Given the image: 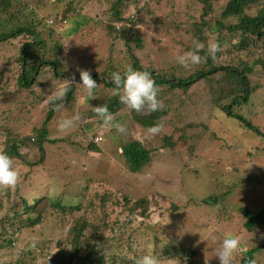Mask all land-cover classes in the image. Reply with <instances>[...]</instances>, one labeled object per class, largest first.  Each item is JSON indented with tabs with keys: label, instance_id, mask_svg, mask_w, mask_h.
Instances as JSON below:
<instances>
[{
	"label": "rangeland",
	"instance_id": "obj_1",
	"mask_svg": "<svg viewBox=\"0 0 264 264\" xmlns=\"http://www.w3.org/2000/svg\"><path fill=\"white\" fill-rule=\"evenodd\" d=\"M229 1L133 0L132 3L130 2L131 5L134 4V7L128 8L126 15L138 17L142 23L149 24L136 27V32L143 37V46L138 48L135 44H130L141 66L160 74L168 72L170 76L175 75L176 78L183 80L190 78L199 67H208V59L199 65L185 68L178 64L176 58L185 51L193 50L196 41L206 46L209 38L216 42H219L218 38L224 41L220 56L217 54L215 59L216 65L240 67L256 62L260 59L259 55L264 56V53H261L264 52L263 42L257 45L259 46L257 55L250 50L240 53L234 49L231 37L226 30L220 36L217 31L213 34L208 28V26L216 25V21L221 18ZM112 3L113 0H83L82 15L86 18L96 17L106 21L109 19ZM64 8L65 5L62 4L52 9L53 12L61 14ZM78 8L80 9V5ZM141 8H144L146 12H153L151 15L153 18L142 15L139 17L137 13ZM76 11L78 12V9ZM206 12L209 15L205 16ZM247 13L256 14L257 10L251 9ZM49 15L45 12L41 16L51 20ZM75 16L74 14L70 18L74 19ZM70 18L69 24L63 21L61 25H72L76 20L73 21ZM77 20L81 21V18ZM235 21V18H230L225 24L228 26ZM204 23H207V26ZM214 27L212 29L216 30ZM62 32L65 31L55 26L53 34L46 32L45 38L48 39L50 47H54V43L63 42L64 53L61 59L65 66L64 72L72 75V79L69 75L66 76V80L70 83L79 82L76 78L79 74L78 67L90 72H98L103 80H109L108 76L105 74V78L103 74L109 71L107 68L110 58L114 68L121 73L127 66H133V59L127 53L128 46L118 39L113 40L105 23L101 25L96 21L91 22L79 33L70 37L67 34L63 36ZM21 45V41L12 40L0 47V74L3 73V83L12 78L13 69L18 70V68H12V71H4L8 67V62L15 63L20 55ZM200 55L204 56L202 53ZM219 79L217 76V78L196 81L197 83L186 91L171 92L170 86L158 88V99L163 101V109L169 112L163 120L157 122L163 125V130L157 135L149 133L148 124L139 123L137 118H133L132 110L126 105L122 106L121 112L114 115L116 120L126 125L125 133L121 134L115 129L104 127L97 129L100 119L89 118L88 115L95 113L94 107L106 105L108 96L114 95L115 90L109 94L108 88L97 83L98 87L93 95L89 96L83 88L79 87L76 101L72 106L69 104L62 109L60 114L63 113L57 116L49 135L51 139L72 137L71 142L58 145L47 143L43 157L37 146L23 149L25 159L16 164L19 174L18 186L0 189V199L2 198L0 202V264H56L54 258L57 252L54 248L57 240L63 238L65 227H68V230L74 225L73 219L64 226V216L55 212L49 200L46 199L45 203L41 200L40 205L43 209H47V214L42 224L36 228H25L13 233L14 227L8 220L18 209V206L12 208L11 204H15L21 196L27 197L29 201L44 197L47 193L50 198L61 196L64 191L63 177L56 180L54 176L57 172L63 173L62 169L68 163L75 178L82 179L81 183L90 186H85L87 192L81 197L85 199V209H87L90 193L95 196L99 192L100 195L110 197L104 210L99 208L96 212H92L91 207L87 209L90 220L96 218L105 220V212L111 213L113 218L120 215L122 219H126L129 206L132 207L136 202L145 199L150 200L149 205L153 215L150 220H144L141 230L147 234L149 227L156 229L151 236L144 235L132 239L131 245L134 250L140 251L136 259L143 256V252H152L155 248H158V254L164 253L166 245L172 244L174 234L176 241L179 240L182 247L186 249L187 258L185 261L176 260L177 264L190 262L205 264V259L207 264H220L216 257L217 250L227 236H239L246 249L245 253L254 250L257 247L256 240H264V237L260 233L255 235L246 230L244 227L246 220L240 215V208H249L254 215L264 209V137L247 129L241 120L226 115L225 111L219 107L220 103L217 105L215 96L222 92L216 87ZM65 84L63 82L61 85L66 86ZM250 85L254 88V95L250 96L248 104L241 105L242 107L237 106L234 113L247 117V120L264 133V68L262 65L256 67L251 76ZM50 87L52 88L53 85ZM10 88L11 91L15 90L13 83L10 84ZM40 88L39 85H34L32 90L38 95L41 92ZM20 93L26 96L25 90ZM9 97L0 95L1 112L6 110L12 102L7 99ZM169 100H171L170 105ZM31 112L32 116L27 115L32 119L37 118L35 119L38 120L36 127L40 129L46 119L47 111L39 106ZM77 114L80 119L75 122L72 129L63 133L58 132L57 125L61 119ZM140 114L148 116L150 112L145 109ZM91 123H94L92 127L85 126ZM24 131L26 134L27 130L24 129ZM98 136H103V141L99 145L100 152L86 151L90 141L95 142ZM165 136L171 137L168 144ZM6 137L0 134V150L5 147L2 142ZM134 141L143 143L152 154L150 164L139 174H131L124 158L118 155L120 146ZM79 148L82 149L79 150ZM81 156L86 159L83 158V161ZM50 174L54 175L50 176ZM46 179L49 184L46 183ZM85 188L82 193L80 191V195ZM46 189L49 191L45 192ZM77 195V192L70 191V195L64 202L67 203L69 199L73 201L67 204L81 203V200L76 199ZM213 196L223 200L215 207L205 206L203 201ZM124 199L128 200L129 205ZM174 207L179 210L177 211ZM82 214L83 212H78L75 217ZM160 217L161 220H159ZM24 219L25 217L20 215V220ZM157 222H161L162 225L156 226ZM2 224L9 229L1 227ZM130 228L126 227L124 231L129 230L128 233H130ZM141 238L145 241L144 246L139 248ZM124 239L125 237L118 243L119 257L130 254V250L124 245ZM6 240H12L13 246H7ZM256 252H259L255 257L257 264H264V252L260 250ZM242 257V253H237L234 256V264H241Z\"/></svg>",
	"mask_w": 264,
	"mask_h": 264
},
{
	"label": "trees",
	"instance_id": "obj_2",
	"mask_svg": "<svg viewBox=\"0 0 264 264\" xmlns=\"http://www.w3.org/2000/svg\"><path fill=\"white\" fill-rule=\"evenodd\" d=\"M82 1L83 0H0V47L3 44L10 43L12 40L21 41L22 43L19 47L20 55L16 58L15 63L11 64L8 62V67L4 71H12V68H18V70L13 69L14 75L5 83L2 81L3 73L0 74V95L2 97L11 96L7 99L12 100L8 107H6V110L0 111V134L7 136L4 142H2L5 144L2 151H5L13 158L14 167L16 169H18L16 164L25 159V154L22 153L23 149L37 146L43 157L45 156V145L47 143L53 145H58L59 143L65 144L69 141L71 142L72 139V137L59 139H51L49 137L51 129L54 127L53 124L56 123V118L62 109L69 104L72 106L76 101V96L79 94V86H77V84L82 83L80 73L76 77L79 81L78 83H70V81L66 80V76L69 75L71 78L72 75L64 72L65 66L61 59V55L64 53L63 42L61 44L54 43V47H50L48 39L45 38L46 32H51L53 34L55 26H58L61 31H65L64 33L62 32L63 36L67 34V36L70 37L79 33L85 26L90 25L91 22L94 23V21H96L101 25L105 23L110 37L113 38V40L118 39L121 43L128 46L127 53L133 59L132 67L136 70L152 72L157 88L170 86L172 88L171 92L177 90L186 91L197 82L204 79L217 78L218 76L220 79L216 87L218 91L220 90L222 92L218 94V96L215 94L217 105L220 103L221 105H219V107L225 111L226 115L241 120L247 129L255 132L258 136L264 137V133L253 125L252 122L247 120V117L234 113L237 106L248 104L250 102V96L254 95V88H251L250 85L251 76L258 65H262L264 68V56H262V54L261 56L259 55L260 59L256 62L250 65L244 64L240 67L216 65L215 61L209 58L208 67H199L195 74L184 80L176 78V76L172 74V76H170L168 72L160 74L155 70L143 68L139 58L135 55V50L130 46L131 43L135 44L138 48L143 46V37L136 32V27L138 25H149L148 22L142 23L138 17L134 18L126 15L128 8L134 7V4L131 5L133 0H113L112 9H110L109 12V19L106 21H103L102 18L83 17ZM62 4L65 5V8L61 14L53 12L52 8H57ZM79 5L80 9L78 8ZM77 9L78 12L76 11ZM251 9H256L257 13L248 14L247 11ZM45 12L50 14L49 17L51 18L49 19L51 20H46L41 16L45 14ZM74 14L76 18H70ZM152 14L153 12L151 11H144V8L139 9L137 13L139 17L142 15L148 18H153L151 17ZM207 15L209 14L206 12L205 16ZM69 18L76 21L70 26H62L61 22L63 21L69 24ZM79 18H81V21L77 20ZM230 18H235L236 23H230V25L226 26L225 22ZM49 22L51 24H49ZM204 25L207 26V23H204ZM214 26H208L210 32L216 34L217 31L219 35L222 36V32L226 30L231 37V42L235 50L240 53L250 50L254 51L255 55H257L259 47H257V45L260 42L264 43V0H230L221 14V18L216 21V25ZM212 27L216 28V30H213ZM198 33L197 31V34ZM218 41L222 47L224 41L221 38H218ZM201 53L206 55V52ZM217 54L220 56V52ZM108 64L107 70L109 71H105L103 75L106 74L109 80L93 79L97 83H101L108 88L109 94L111 91L113 92L115 90L114 95L108 96V101L106 103L109 112L115 115L121 112L123 109L122 106L125 105L120 102L119 96L116 94L115 85L111 82L112 73L117 71L114 68L111 58ZM95 74H98V72H91V75ZM63 82L66 83L65 87L68 91L62 102L64 107L61 111L57 112L54 110V105L44 102L45 95L50 94V85L55 84L59 86ZM12 83L15 90L11 91L10 84ZM34 85H39L41 87V92H37L38 95L32 90ZM22 90L26 91V96L20 93ZM28 92L29 95L27 96ZM2 100L6 101L4 99ZM169 101L168 103L170 105L171 100ZM39 106L42 107V110L47 111L46 119L40 129L36 127L38 120L36 121L35 119L37 118L32 119V117L30 118L27 115L29 114L32 116L31 110L36 107L39 108ZM168 112L162 109L156 112H150L148 116L140 113L138 114L134 110H132L131 113L133 118H137L139 123L148 124V126L151 127L157 124L159 120H163L164 117L168 115ZM93 114L89 113L88 117L99 118L95 113ZM24 122H27V124H24ZM93 124L94 123H91L85 126L89 128L92 127ZM98 124L97 129L103 127L101 119ZM24 129L27 130L26 134H24ZM165 138L168 144L171 141V137L165 136ZM172 144L174 145L173 142ZM99 145L95 144L94 140H91L85 150L98 153L101 149ZM82 148H79V150ZM119 150L118 155L124 158L125 164L129 167V172L131 174H139L151 162V151L146 149L144 144L140 141L122 145ZM81 158L83 160L84 157L81 156ZM85 159L86 158H84V160ZM70 168L71 166L68 163L67 166L62 169L63 173L57 172L54 176L56 180L63 177L64 191L61 196L58 195L54 198H50L47 193L44 197L33 198L31 201H29L27 197L21 196L15 204H11L12 208L18 206V209L14 211V216L8 220L14 227L13 233L19 232L25 228H36L41 225L47 214V209H43L40 202L42 200V202L45 203L46 199H48L52 209L64 216V226L70 223L72 219L75 222L68 230V227H65L63 238L57 240V244L54 248L57 252L54 258L56 264H135L136 257L140 254V251L134 250L131 245L132 239L139 236L143 237L144 235L151 236L156 229H150L149 227V232L147 234L141 230L145 222L144 220H150V217L153 215L152 208L149 205L150 200L145 199L136 202L132 207L129 206L126 219H122L120 215L114 216L113 218L111 213L105 212V220L102 218L90 220L87 209L91 207L92 212H96L99 208L104 210L106 202L110 197L100 195L99 192L96 193L95 196L90 193V197L87 200V209H85V199L81 197L87 192L85 186H90L81 183L83 182L82 179H76L71 173ZM53 175L54 174H50V176ZM46 183H48L47 179ZM84 188L85 191L80 195V191L82 193ZM48 191L49 189L45 190V192ZM70 191L77 192L78 195L76 199L78 201L81 200L82 204L78 202L67 204L73 201L69 199L67 203L64 202L67 196L70 195ZM124 200L127 202V205H129L128 200ZM222 200L223 199H220V197L213 196L206 198L203 204L208 207H215ZM1 201L2 198L0 199V202ZM174 209L177 211L179 210L177 207H174ZM78 212H83V214L79 217H75ZM32 214L34 216H32ZM20 215H23L25 219L20 220ZM240 215L246 220L244 227L249 233L255 235H257L256 233H260L264 237V209L254 215L249 208H240ZM159 220H161V217ZM155 225L160 227L162 223L157 222ZM1 227H6L7 230L9 229L7 226H3V224ZM126 227H131L130 233H128L129 230L124 231ZM124 237V245L130 250V254L119 257L118 243ZM141 240L142 242L138 245L139 248L144 246L145 240L142 238ZM6 244L11 247L13 246V241L6 240ZM256 246V248L254 247L255 249L253 248L254 250L242 253L243 257L241 258V264H247L250 258L255 259L256 255L259 253L256 251L260 250L264 252V240H256ZM165 248L162 254H158V248H155V250L151 252L152 255L159 260L160 264L164 262L172 264L178 259L183 261L187 259L185 253L186 249L182 247L179 240L176 241L175 234L172 244H167ZM145 253L146 252H143L142 254ZM189 264L192 263L190 262Z\"/></svg>",
	"mask_w": 264,
	"mask_h": 264
},
{
	"label": "clouds",
	"instance_id": "obj_3",
	"mask_svg": "<svg viewBox=\"0 0 264 264\" xmlns=\"http://www.w3.org/2000/svg\"><path fill=\"white\" fill-rule=\"evenodd\" d=\"M230 2V1H229ZM49 24H51L49 22ZM202 51H206L203 57L200 55ZM221 45L209 38L207 45L196 41L194 49L185 51L177 56L179 65L189 68L193 65H199L211 58L213 61L217 58V53L221 52ZM80 73L82 83L77 86L83 88L89 96H92L94 90L98 87L97 82L93 78L103 80L100 75H91L90 70L77 68ZM105 76V75H104ZM106 78V76H105ZM107 80V79H106ZM111 82L115 85L116 94L119 96L120 102L126 105L129 109L137 113L144 111L156 112L164 107L163 101L158 99V88L153 79L152 72L141 71L134 69L131 65L127 66L124 71H116L112 73ZM68 89L63 85H55L50 90V94L45 95V103L54 105V110L59 112L64 107L62 103L66 97ZM95 114L101 119L103 127L106 129H115L123 134L127 131L126 125L123 122L116 120L114 115L109 112L107 105H101L93 108ZM80 119L79 115L70 118L61 119L58 122V132H66L72 129L75 122ZM163 130L162 124H154L148 131L152 135H157ZM97 138H101L96 142ZM95 139V144H100L103 141V136H98ZM19 181V174L14 167L13 158L5 151L0 150V189L15 188ZM246 249L239 236L225 237L219 249L217 250V258L220 264H234V256L237 253H243ZM135 264H160L159 260L149 251L143 256L136 259ZM205 264L207 260L205 259ZM247 264H257L256 259H249Z\"/></svg>",
	"mask_w": 264,
	"mask_h": 264
},
{
	"label": "built area",
	"instance_id": "obj_4",
	"mask_svg": "<svg viewBox=\"0 0 264 264\" xmlns=\"http://www.w3.org/2000/svg\"><path fill=\"white\" fill-rule=\"evenodd\" d=\"M100 140H101V138H97V139H96V142H99Z\"/></svg>",
	"mask_w": 264,
	"mask_h": 264
}]
</instances>
